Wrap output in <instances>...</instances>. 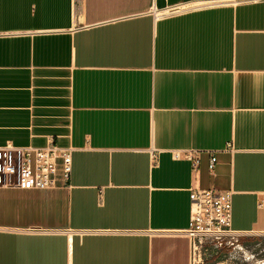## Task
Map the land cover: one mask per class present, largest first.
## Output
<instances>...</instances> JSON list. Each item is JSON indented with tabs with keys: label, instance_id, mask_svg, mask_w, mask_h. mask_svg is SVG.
<instances>
[{
	"label": "crops",
	"instance_id": "1",
	"mask_svg": "<svg viewBox=\"0 0 264 264\" xmlns=\"http://www.w3.org/2000/svg\"><path fill=\"white\" fill-rule=\"evenodd\" d=\"M188 1L0 0V146L72 149L0 186V264H191L192 188L264 235V0L156 15Z\"/></svg>",
	"mask_w": 264,
	"mask_h": 264
},
{
	"label": "built area",
	"instance_id": "2",
	"mask_svg": "<svg viewBox=\"0 0 264 264\" xmlns=\"http://www.w3.org/2000/svg\"><path fill=\"white\" fill-rule=\"evenodd\" d=\"M233 3L232 0H191L186 3L165 9H156L157 17L185 13L188 11L209 8ZM186 5V7H181ZM175 159H188L194 168L199 159L193 151L173 150ZM214 154L209 168L214 170L217 164ZM61 173L65 183L69 182L72 172V149L62 148L51 143L46 147L17 146L11 142L0 146V186L20 189H48L55 186V178ZM232 191L216 189L190 190L191 220L186 235L191 243V264L194 263L197 251L201 253L203 242L211 238L217 247H235L239 233L231 227ZM35 233L48 231L33 230Z\"/></svg>",
	"mask_w": 264,
	"mask_h": 264
},
{
	"label": "rangeland",
	"instance_id": "3",
	"mask_svg": "<svg viewBox=\"0 0 264 264\" xmlns=\"http://www.w3.org/2000/svg\"><path fill=\"white\" fill-rule=\"evenodd\" d=\"M236 238L234 248L217 247L211 238L205 239L193 264H264V235L249 236L246 243L242 236Z\"/></svg>",
	"mask_w": 264,
	"mask_h": 264
},
{
	"label": "bare ground",
	"instance_id": "4",
	"mask_svg": "<svg viewBox=\"0 0 264 264\" xmlns=\"http://www.w3.org/2000/svg\"><path fill=\"white\" fill-rule=\"evenodd\" d=\"M181 7H186V5H182Z\"/></svg>",
	"mask_w": 264,
	"mask_h": 264
}]
</instances>
